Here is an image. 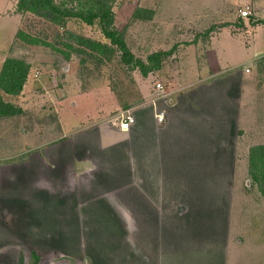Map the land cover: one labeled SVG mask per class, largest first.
Returning <instances> with one entry per match:
<instances>
[{"label":"crops","instance_id":"crops-1","mask_svg":"<svg viewBox=\"0 0 264 264\" xmlns=\"http://www.w3.org/2000/svg\"><path fill=\"white\" fill-rule=\"evenodd\" d=\"M255 15L204 28L175 55L172 78L161 67L141 74L158 79L140 81L116 112L108 102L53 139L22 129L6 139L24 136L13 149L1 139L0 264L26 245L39 259L37 241L50 254L79 252L67 225L81 223L104 235L92 264L103 251L112 264H264V172L251 166L264 153V42L254 39L249 59L237 49L242 30L264 26Z\"/></svg>","mask_w":264,"mask_h":264},{"label":"rangeland","instance_id":"rangeland-1","mask_svg":"<svg viewBox=\"0 0 264 264\" xmlns=\"http://www.w3.org/2000/svg\"><path fill=\"white\" fill-rule=\"evenodd\" d=\"M15 2L0 0V69L6 57L22 58L30 64L27 77L30 89L27 88L28 93L22 95L21 92L17 95H7L0 91L5 102L19 109L16 113L0 115V140L2 139L8 146L7 150L28 139L29 133L35 138L37 136L42 138L43 134L49 133L47 136L53 139L58 135L59 124L63 125L66 133L72 129L71 125H80L81 123H76L78 121L87 124V118L99 116L95 111L107 107L108 102L113 101L110 103L111 108L116 112V107L122 104L124 95L130 100L136 98L135 95L139 94L140 81L153 82L158 79V76L153 74L145 80L138 69H128V66L121 63L118 50L111 54H108V51L94 53L78 46L77 49L81 51L72 53L66 59L64 53L69 49L67 43L71 42L68 39L69 32L94 40L107 41L101 34L99 20L95 19L93 25H87L79 18L68 17L64 22L59 20L54 23L28 12L17 13ZM54 2L62 8L83 14L98 11L103 4L109 6L113 15V26L122 32L132 53L144 61L150 53L168 50L176 44L174 52L164 56L160 65L165 76L171 78L175 72V55H179L177 52L181 48L184 49L187 41L193 39L195 35L201 34L203 40L204 28L213 23L211 28L221 27L222 22H227L226 19H230V15L233 16L235 13L242 23L249 25L256 17L255 11L264 17V0H54ZM206 9L209 10L205 12ZM244 9L249 11L247 16L240 14ZM218 20L221 21L215 22ZM18 28L41 43L37 45L21 43L15 37ZM239 36L237 42L239 59H247L245 57L249 59L256 47L253 45L254 39L256 43L264 42V26L259 27L252 36L243 30ZM246 52L249 53L245 56ZM92 56L109 59L100 60ZM198 57L201 59V52ZM157 83L161 85L160 82L155 84ZM15 99L19 102H15L16 104L10 102ZM18 104H22L25 109L22 110ZM59 108L60 111L57 110ZM2 120L5 123L1 122ZM22 129L28 132L27 138L23 136L13 144L8 143L9 137L15 138ZM94 226L84 223L67 225L68 243L70 246L72 244L80 246L79 252H75V247L72 246V255L60 252L50 254L51 252H46L45 246H42L45 243L37 241L34 242L35 248L41 253L38 260L35 261L33 256L28 254V248L32 247L29 245L19 247L24 254L20 250L19 255H11L7 259L13 264H92L93 254L102 241L104 242L102 240L104 235L92 234ZM117 226L120 228V225ZM37 228L40 229L41 236L45 231L44 225ZM102 233L104 234V230ZM119 242L120 238L118 240L114 238L108 243L114 244L116 248ZM39 244H42V247ZM19 245H22L21 240ZM104 254L105 251L103 257L98 254L97 258L102 264L111 263L110 256L106 259Z\"/></svg>","mask_w":264,"mask_h":264},{"label":"trees","instance_id":"trees-1","mask_svg":"<svg viewBox=\"0 0 264 264\" xmlns=\"http://www.w3.org/2000/svg\"><path fill=\"white\" fill-rule=\"evenodd\" d=\"M15 10L19 14L31 13L36 16L49 20L51 22H64L66 18L76 17L87 25H93L94 20H99L100 31L103 37L108 41L94 40L90 37L83 35H76L69 32L68 39L71 40L67 43L69 48L64 57L69 58L72 53L80 52L77 49L78 46L88 49L94 53H106L111 54L113 51L118 50L120 52V61L123 65L128 66V69H138L142 75L146 76L148 72L159 69L164 56L171 54L175 47L168 50H159L150 53L146 57V61L140 57H136L129 49L122 32L113 26V15L109 6L104 4L98 8V11H90L86 14L81 12L72 11L71 9L62 8L59 4L55 3L54 0H15ZM208 32V31H207ZM16 39L20 40L21 43L37 45L40 44L38 40L30 37L29 34L24 32L22 29H18L15 34ZM74 44H79L75 46ZM95 59H109L94 57ZM30 64L22 58L9 56L3 61L0 69V91L17 95L19 94L24 84L27 81ZM10 110V111H9ZM19 109L15 108L11 103L5 102L0 94V115H6L10 113H16ZM261 159H252L251 166L256 171L264 172V153L261 154ZM259 184L264 185V174L263 176H257ZM264 192V191H263ZM38 260V259H36ZM35 260V261H36Z\"/></svg>","mask_w":264,"mask_h":264},{"label":"built area","instance_id":"built-area-1","mask_svg":"<svg viewBox=\"0 0 264 264\" xmlns=\"http://www.w3.org/2000/svg\"><path fill=\"white\" fill-rule=\"evenodd\" d=\"M249 13L248 10H242L240 11V14L242 16H247ZM157 88H161V85L159 83L156 84ZM133 122V116L131 114H126L121 121H120V126L122 129H127L128 126Z\"/></svg>","mask_w":264,"mask_h":264}]
</instances>
